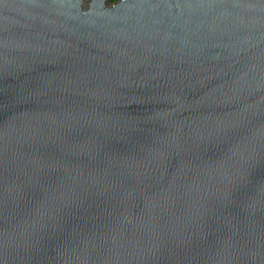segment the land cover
<instances>
[{
  "label": "water",
  "instance_id": "water-1",
  "mask_svg": "<svg viewBox=\"0 0 264 264\" xmlns=\"http://www.w3.org/2000/svg\"><path fill=\"white\" fill-rule=\"evenodd\" d=\"M0 264H264V0H0Z\"/></svg>",
  "mask_w": 264,
  "mask_h": 264
},
{
  "label": "trees",
  "instance_id": "trees-1",
  "mask_svg": "<svg viewBox=\"0 0 264 264\" xmlns=\"http://www.w3.org/2000/svg\"><path fill=\"white\" fill-rule=\"evenodd\" d=\"M111 2H114L115 0H110Z\"/></svg>",
  "mask_w": 264,
  "mask_h": 264
}]
</instances>
